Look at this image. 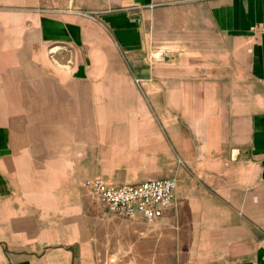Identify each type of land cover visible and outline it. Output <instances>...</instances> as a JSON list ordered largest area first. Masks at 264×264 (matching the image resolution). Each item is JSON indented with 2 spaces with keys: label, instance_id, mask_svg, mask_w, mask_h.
Listing matches in <instances>:
<instances>
[{
  "label": "crops",
  "instance_id": "crops-1",
  "mask_svg": "<svg viewBox=\"0 0 264 264\" xmlns=\"http://www.w3.org/2000/svg\"><path fill=\"white\" fill-rule=\"evenodd\" d=\"M0 264H264V0H0Z\"/></svg>",
  "mask_w": 264,
  "mask_h": 264
},
{
  "label": "built area",
  "instance_id": "built-area-1",
  "mask_svg": "<svg viewBox=\"0 0 264 264\" xmlns=\"http://www.w3.org/2000/svg\"><path fill=\"white\" fill-rule=\"evenodd\" d=\"M155 56L163 58L164 53H155ZM83 185L106 203L111 212H120L126 218L141 213L150 224H155L167 209L177 205L175 177H159L122 185H111L96 177L87 179Z\"/></svg>",
  "mask_w": 264,
  "mask_h": 264
}]
</instances>
